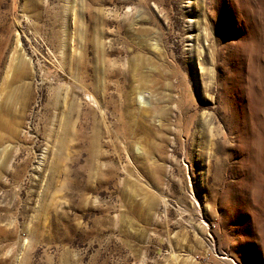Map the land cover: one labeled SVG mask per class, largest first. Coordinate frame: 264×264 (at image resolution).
Masks as SVG:
<instances>
[{
	"label": "rangeland",
	"instance_id": "1",
	"mask_svg": "<svg viewBox=\"0 0 264 264\" xmlns=\"http://www.w3.org/2000/svg\"><path fill=\"white\" fill-rule=\"evenodd\" d=\"M0 264H264V0H0Z\"/></svg>",
	"mask_w": 264,
	"mask_h": 264
}]
</instances>
